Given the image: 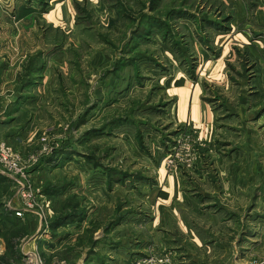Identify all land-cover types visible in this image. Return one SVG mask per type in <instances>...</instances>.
<instances>
[{
    "label": "rangeland",
    "instance_id": "374dc122",
    "mask_svg": "<svg viewBox=\"0 0 264 264\" xmlns=\"http://www.w3.org/2000/svg\"><path fill=\"white\" fill-rule=\"evenodd\" d=\"M15 2L0 145L25 175L0 181V264H82L97 244L139 246L135 264H179L182 244L204 246L197 264H264V0H71L68 23L59 0ZM182 77L217 111L208 138L174 121ZM163 174L192 202L155 211Z\"/></svg>",
    "mask_w": 264,
    "mask_h": 264
},
{
    "label": "crops",
    "instance_id": "0c3cea01",
    "mask_svg": "<svg viewBox=\"0 0 264 264\" xmlns=\"http://www.w3.org/2000/svg\"><path fill=\"white\" fill-rule=\"evenodd\" d=\"M10 1V0H7ZM27 0H16L15 6H16V13L19 11H30V9L34 10V7L32 4H27ZM11 3V2H10ZM52 3V9L50 13H54V19L52 21L54 22H72V18H70V12H72L71 9V0H59V2H51ZM10 10V6L9 9ZM20 15V14H19ZM18 16V15H17ZM34 17V16H33ZM25 19L26 17H22ZM10 19L9 13L7 11L2 10L0 8V29L4 30V24ZM39 20V16H38ZM38 20H34L35 24H37ZM5 38L0 35V61L5 60L6 63L1 65L0 63V93H2L0 96H2L7 90L5 89L6 85H2L1 82L2 79L4 80L5 77L12 78L11 74L13 71L10 72V70H13V68H10L11 64L8 65L11 61H14L15 54H13V49L11 46L4 47L5 45ZM17 44V43H13ZM17 56V55H16ZM36 62V61H35ZM33 66H37L38 63H34ZM37 64V65H36ZM9 66V67H8ZM6 78V80H7ZM11 82L14 80L11 79ZM11 88V87H9ZM8 88V89H9ZM12 87V91H13ZM29 89V87H27ZM5 90V91H4ZM25 88H20L13 97H11L9 100H6V106H8L10 109H14L18 106L25 105V103L28 104V96L26 95ZM168 94L175 100L173 104V118L174 121L179 124H185V123H194L195 125H198L200 127V135L202 137L208 138L209 133L208 130L211 129L212 124L214 123V120L217 118V111L215 112L211 107L210 104L204 102V91L203 89L197 85L192 83L191 81L187 80L186 78H177L171 85H169L168 88ZM3 99L0 98V102H2ZM23 107V106H22ZM160 171V176H161ZM162 177L164 178V181L158 180V184L160 185L157 189L158 196H155L153 198V203L155 204L154 209L155 211H174L177 210L176 207L183 202L188 201L190 197L182 191L181 186L178 184L177 179L175 177L163 174ZM182 198V199H181ZM192 202V201H191ZM156 217H159V215H156ZM178 217V216H176ZM89 219V218H88ZM156 221V219H155ZM143 247V246H142ZM140 248L139 246H133L131 247L129 244H97L95 248L89 249L88 253H99L94 255V259H92V255L89 256L87 259V256L85 254L84 260L82 264H135L134 259L137 255L140 254L141 250H138ZM182 248L184 251V254L186 255L185 258H182L181 262L179 264H197V259L194 253L198 251H203L202 245H185L182 244ZM207 250V249H206ZM129 253L127 256H125V253ZM124 253V254H123ZM99 257V259L97 258ZM191 259V260H190Z\"/></svg>",
    "mask_w": 264,
    "mask_h": 264
},
{
    "label": "built area",
    "instance_id": "2783aa9c",
    "mask_svg": "<svg viewBox=\"0 0 264 264\" xmlns=\"http://www.w3.org/2000/svg\"><path fill=\"white\" fill-rule=\"evenodd\" d=\"M0 167L2 168V170H0L1 174L8 176L12 179H15V180H17L16 177L18 175H25V172H24L25 166L23 165V162L21 161V159H19L18 156H14L11 147L7 146L4 143L0 145ZM28 204H29L28 208L29 209L32 208L33 205L30 201ZM35 205H36V202L34 203V206ZM39 206H41V203H39ZM22 210L27 211L28 209L25 205L23 209L17 208L16 215L19 217H22L24 215ZM39 218L42 223L48 224L49 215L40 213Z\"/></svg>",
    "mask_w": 264,
    "mask_h": 264
},
{
    "label": "trees",
    "instance_id": "16d2710c",
    "mask_svg": "<svg viewBox=\"0 0 264 264\" xmlns=\"http://www.w3.org/2000/svg\"><path fill=\"white\" fill-rule=\"evenodd\" d=\"M2 180H6V177L4 176V175H2V174H0V181H2ZM3 182V181H2ZM52 191H53V193H54V191L55 190H53L52 189ZM60 192H61V190H60ZM59 193V191H57V192H55L54 193V195H56V194H58ZM15 219H19L20 220V218H18V217H15V216H13ZM79 219H82V218H79ZM71 220H76V219H71ZM70 220V221H71ZM65 222H67V221H65V220H63V218L62 219H59L53 226H52V229L53 230H56L59 226H61L63 223H65Z\"/></svg>",
    "mask_w": 264,
    "mask_h": 264
}]
</instances>
